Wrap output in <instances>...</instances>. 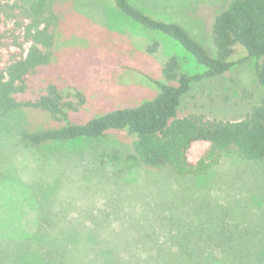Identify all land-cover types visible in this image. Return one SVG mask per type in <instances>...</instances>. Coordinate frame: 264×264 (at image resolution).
<instances>
[{"label": "rangeland", "instance_id": "374dc122", "mask_svg": "<svg viewBox=\"0 0 264 264\" xmlns=\"http://www.w3.org/2000/svg\"><path fill=\"white\" fill-rule=\"evenodd\" d=\"M130 1L180 23L213 54L211 23L229 0ZM60 6L51 60L17 95L35 99L56 83L74 107L53 125L151 99L159 91L155 82H166L161 68L172 55L181 71H204L179 43L132 21L113 0ZM153 41L158 47L149 53ZM230 60L224 74L193 85L180 117L200 106L210 117L233 120L260 101L255 60L240 45ZM25 117L16 110L0 118V264H163L159 258L177 256L186 264H264V159L224 153L203 174L186 177L137 163L118 171L107 154L129 153L126 131L31 145L18 133ZM208 147L193 142L187 159L195 163Z\"/></svg>", "mask_w": 264, "mask_h": 264}, {"label": "trees", "instance_id": "16d2710c", "mask_svg": "<svg viewBox=\"0 0 264 264\" xmlns=\"http://www.w3.org/2000/svg\"><path fill=\"white\" fill-rule=\"evenodd\" d=\"M61 2L0 0V118L16 110L24 112L25 121L18 131L23 141L41 145L91 140L110 131L124 130L132 137L129 153L125 156L115 152L107 154L118 171L137 163L151 169H167L181 177L203 174L216 165L224 153H233L247 161L264 159V0L228 1L211 23L213 54L180 23L156 18L130 0H113L118 11L132 21L179 43L204 71L183 72L178 58L172 55L161 68L166 82H155L159 91L151 99L108 110L85 122L53 125L52 122H60L66 115L65 108L74 107L56 83H48L35 99L19 100L17 95L26 90L27 77L51 60L56 42L53 27L62 15ZM234 45L244 47L247 56L255 60L254 74L262 88L260 101L233 120L210 117L206 110L200 112V106L197 112L180 117L182 99L195 83L230 69L234 63L230 60ZM157 47L158 42L153 41L146 46V51L154 52ZM197 103L201 105L199 98ZM196 141H206L209 147L192 163L187 159V150ZM98 163L104 165L105 158H100ZM112 206L119 208L117 204ZM183 245L197 246L196 243H179L178 246ZM178 246L175 249L181 250ZM177 257L159 259L163 264H186V261H177Z\"/></svg>", "mask_w": 264, "mask_h": 264}]
</instances>
